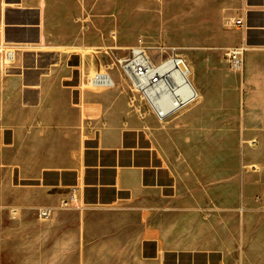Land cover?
<instances>
[{
  "label": "crops",
  "instance_id": "0c3cea01",
  "mask_svg": "<svg viewBox=\"0 0 264 264\" xmlns=\"http://www.w3.org/2000/svg\"><path fill=\"white\" fill-rule=\"evenodd\" d=\"M157 1L163 12L164 0ZM93 8L89 0H0V48L18 49L6 72L0 68V264H264V209L242 185L226 196L217 187L212 213L191 206L199 195L211 198L204 178L221 172L220 148L193 164L181 152L168 161L157 121L128 106L112 76L118 73L102 71L111 90L85 86L93 68L82 58L95 47L84 44L80 24L92 31ZM193 9L206 20L201 41L178 48L198 52L227 108L228 76H264V0H206ZM239 17L247 29L228 22ZM240 44L247 47L242 71L226 61L229 72H222L217 51L226 60L223 51ZM246 53L258 56L247 69ZM191 62V83L203 99ZM179 160L185 170L174 174L170 166ZM39 208L50 209L48 220L37 219Z\"/></svg>",
  "mask_w": 264,
  "mask_h": 264
},
{
  "label": "rangeland",
  "instance_id": "374dc122",
  "mask_svg": "<svg viewBox=\"0 0 264 264\" xmlns=\"http://www.w3.org/2000/svg\"><path fill=\"white\" fill-rule=\"evenodd\" d=\"M205 1L164 0L162 12L157 0H89V7L94 6V27L92 31H87L86 23L80 24L84 25L83 30L80 29L84 44L89 40L95 47L88 48L87 50L93 51L84 54L82 58L85 69L93 68V72L87 77L98 72L97 70L117 73L118 61L128 54L129 48L125 47L124 42L133 41L129 46L134 47L138 44V36L142 37L143 47L150 57L155 55V48H160L163 51L162 58H166L170 54L167 50L169 47L199 44L202 26L206 20L193 7ZM161 12L163 19L159 20L158 15ZM106 20L111 22L107 26ZM114 31L117 32L115 41L111 39V32ZM80 51L84 50L80 48ZM217 52V59L213 62L222 72H229L226 60L221 52ZM178 53L186 62L188 58L193 61L191 63L196 69L204 98L183 108L175 118L170 117L167 120H170V123L167 125L153 119L154 125L160 128V147L168 161L173 160L177 152H181L188 156V164L195 163L198 156L205 158V153L208 155L210 151L214 152L215 147L222 150V155L215 157L222 166L221 172H212L204 178V183L211 187L207 190L211 198L204 200V197L199 195L197 203H191L192 208L199 209L203 214L212 213L215 206H219L214 203L217 187H221L222 196H226L227 190L232 187L234 190L237 187L240 189L242 185L246 195L253 196L255 201H258L257 208L264 209V76L260 80L252 73L244 72L242 81L232 74L228 76L225 82L231 81L229 87L232 103L222 109L219 93L212 91L209 81L211 77L198 61V52L185 53L178 48ZM257 59L256 54L246 53V69L253 67ZM112 76L116 84L120 82L118 93H124L128 97L126 83L121 80L119 74ZM87 88L89 91H96ZM162 125L164 129H161ZM142 145L146 146L145 138ZM86 146L89 147L90 144L87 143ZM211 157H206L207 162ZM158 163L161 164L159 157ZM172 164L170 169L174 174H182L185 170L181 160Z\"/></svg>",
  "mask_w": 264,
  "mask_h": 264
},
{
  "label": "built area",
  "instance_id": "2783aa9c",
  "mask_svg": "<svg viewBox=\"0 0 264 264\" xmlns=\"http://www.w3.org/2000/svg\"><path fill=\"white\" fill-rule=\"evenodd\" d=\"M247 9L248 6L243 3L240 8L241 12L245 14ZM228 22L238 29H247L242 17L231 18ZM137 43L136 46L128 49L126 57L118 61L117 73L126 83L128 106L139 117L151 115L158 123L162 124L194 101L197 93L190 86L185 72L178 73L174 68L165 72L159 69L162 60L180 56L177 48L169 47L167 50L170 54L166 58H162L163 51L160 48H155L157 49L155 55L150 57L140 39L137 40ZM17 50L12 45H3L0 48V68L4 69V73L6 72L5 68L14 61V53ZM246 50L247 47L240 44L223 51V55L233 71L238 73L242 71L243 55ZM84 84L86 87L100 92L111 90L114 87L111 77L104 72L93 73L86 78ZM166 104L168 107L164 110ZM69 202H72V197ZM61 206L66 207L67 204L63 203ZM50 214L49 208H39L36 211L37 219L41 221L48 220Z\"/></svg>",
  "mask_w": 264,
  "mask_h": 264
},
{
  "label": "bare ground",
  "instance_id": "6f19581e",
  "mask_svg": "<svg viewBox=\"0 0 264 264\" xmlns=\"http://www.w3.org/2000/svg\"><path fill=\"white\" fill-rule=\"evenodd\" d=\"M170 68L176 69V71L179 72H185L188 76V81L190 83V86L194 89L191 81H190V76H192V70L188 66V63L181 57V56H176V57H168L165 60H162L159 66V69L162 71H168ZM105 73V72H104ZM107 74V73H105ZM195 91V89H194ZM196 92V91H195ZM197 93V92H196ZM199 98L198 93L194 101H192L190 104L194 103L197 99ZM189 104V105H190ZM188 105V106H189ZM168 105L163 108L164 110L167 109Z\"/></svg>",
  "mask_w": 264,
  "mask_h": 264
}]
</instances>
